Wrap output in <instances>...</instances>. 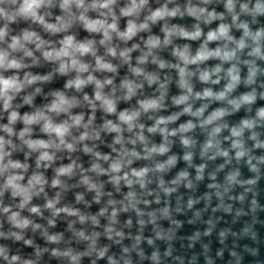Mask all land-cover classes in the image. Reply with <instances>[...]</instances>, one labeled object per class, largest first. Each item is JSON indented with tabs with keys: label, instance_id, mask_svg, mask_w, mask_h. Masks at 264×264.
I'll list each match as a JSON object with an SVG mask.
<instances>
[{
	"label": "water",
	"instance_id": "95a60500",
	"mask_svg": "<svg viewBox=\"0 0 264 264\" xmlns=\"http://www.w3.org/2000/svg\"><path fill=\"white\" fill-rule=\"evenodd\" d=\"M61 2L52 0L38 13L45 23L58 24L61 18L70 25L58 33L49 32L31 18L16 17L9 21L0 17V29L7 28L6 35L0 39V51L7 52L9 60L15 59L21 64L19 69L0 68V76L16 77L23 85L19 92L9 93L13 99L7 110L0 99V137L6 142L5 153H9L3 163L12 161L22 165L0 174V249L4 253L0 255V264H264V118L258 116L259 110L264 109V35L254 42L244 36V29L240 27L246 24L253 36L264 33V13L255 10L257 4L264 7V0H233L231 12L226 7L227 0H207V3L204 0H147L139 14L131 17L121 14L122 9L130 6V0H115L111 11L89 8L86 13L75 5L70 13L66 12L60 8ZM93 2L85 0L86 6ZM164 5L169 10L179 7L183 15L155 23L147 21L149 28L127 41L112 32V39L101 44L103 33L87 31L78 19L83 13L91 20L115 23L117 31L124 32L129 20L137 25L144 23ZM18 6L10 0L0 4L9 14ZM189 6L206 9L205 16L200 20L189 16L186 11ZM208 13H215L217 19L205 23ZM221 24L229 27L233 40L207 42V47L212 51L217 48L235 51V56L230 61L214 57L187 65L186 71L191 75L185 79L192 93L186 104H176V99L189 93L180 83L179 68L185 65L174 55V50L187 46L190 55L195 56L207 41V34ZM165 25L189 32L199 25L202 34L196 40L172 36L170 43L164 44ZM26 31L35 32L44 41L41 49L36 48L35 42L23 41ZM69 35L77 43L94 42L95 55L77 57L88 66L87 72L78 73L73 69L61 74L58 61L43 57L44 51L59 50L60 42ZM13 37L20 38L32 56H26L22 49H11ZM151 37L159 38V47H147ZM241 39L246 47L238 49ZM257 47L260 48L258 55L253 52ZM109 48L116 50L115 56L108 53ZM126 49L130 50L127 59L120 56ZM145 56V61L140 63ZM97 58L110 63L115 70L98 69ZM161 63L164 67H160ZM217 67L219 72L215 71ZM136 68L141 69V75L133 71ZM232 68L236 69L234 74L239 80L226 92L232 82L228 75ZM204 71L211 74L207 82L200 80ZM77 75L82 79L91 75L103 87L97 89L95 82L79 90L66 87ZM26 76L41 79L28 84ZM149 77L154 78L151 83ZM108 80L111 84L106 83ZM125 82L134 85L131 95L124 87ZM206 89L214 96L226 92L225 98H197L196 94L202 97ZM97 91L114 101L115 112L104 109L102 101L96 99ZM57 93L74 101V106L66 112H49ZM245 95H253L254 101L241 103L239 108L230 103L240 101ZM149 100H156L159 107L145 112L141 103ZM189 105L193 113L201 108L204 111L199 116L185 113L184 108ZM217 111L224 114L205 124ZM12 112L19 114L15 122L9 120ZM38 112L53 124L73 125L74 117L83 118L64 137L65 144L73 145L72 150L60 144L54 133L42 130L43 120L32 125L23 122L26 114ZM125 112L139 113L131 130L119 119ZM170 117L175 119L169 120ZM159 119L169 122L154 132L149 131ZM108 121L120 131H108ZM244 121L252 127H244ZM189 122L193 128L180 131ZM5 127L12 129L11 135L4 131ZM25 128L30 131L21 139L20 133ZM162 128L167 133H162ZM216 128L220 129L218 133L214 132ZM233 130L241 134L234 136ZM85 132L88 138L81 140ZM172 132L176 134L170 135ZM185 139L188 145L182 142ZM27 140H43L50 147L33 150L25 143ZM161 146L167 151H151ZM43 151H48L52 160L39 161ZM238 152L244 155L237 156ZM115 162L121 164L119 172L111 169ZM94 165L99 167L94 170ZM68 166L72 167L71 174L58 177V170ZM133 171H144V176H133ZM12 175L23 177L18 181L23 188L29 187L33 176L42 177L43 183L30 189L31 199L25 203L23 196L13 195V189L6 187ZM56 179L60 184L53 186ZM49 201H55L57 209L67 208L77 214L61 211L53 215V210L46 207ZM33 207L39 212H31ZM14 213L19 214V219L30 221L28 227H15L10 219ZM50 236H57V241H50ZM13 257L17 259L13 261Z\"/></svg>",
	"mask_w": 264,
	"mask_h": 264
},
{
	"label": "clouds",
	"instance_id": "9594fccd",
	"mask_svg": "<svg viewBox=\"0 0 264 264\" xmlns=\"http://www.w3.org/2000/svg\"><path fill=\"white\" fill-rule=\"evenodd\" d=\"M5 0H0V4H3ZM12 5H19L16 10L9 14L8 12L5 11L4 8L0 7V17H5L9 21H14L16 17H23V18H31L34 22H38L39 24L43 25L46 30H48L51 33H58L62 31H66L68 27L70 26L69 24L65 23L61 18H58V24H49L45 23L44 17L39 15V9L43 6H46L47 4H51L52 0H10ZM205 3H207V0H204ZM115 3V0H102V2H94L91 5L86 6L85 0H62L60 3V8L66 12H71V8L73 5L77 9H83V11L86 13L89 8L96 10V9H108L111 11V5ZM147 4V0H130V6L124 8L121 10V14L125 17H131L134 15H138L140 10ZM227 9L231 12L234 8L233 0H227L226 4ZM245 9L247 6H243ZM257 12L264 13V7H262L260 4L256 5ZM187 14L189 16L194 17L196 20H200L202 17L205 16L206 9L204 8H198L194 6H189L187 7ZM183 15L181 13L180 8L176 7L172 10H169L167 5H164L163 7L157 9L156 11L152 12L150 16L146 18V22L141 23L137 25L135 22L129 20L128 21V26L126 31L124 32H119L117 31V25L115 23L108 24L106 23L105 20L101 19H95L91 20L88 19L83 13L78 17L80 21L83 22L84 27L87 31L89 32H102L104 39L101 40V44H104L107 41H110L112 39L111 33L116 32V35L121 39V40H131L139 31L147 30L149 28V23L147 21H150L152 23H155L159 20H164L167 17H176L177 15ZM103 15V13H101ZM222 18V17H221ZM213 19H217V16L215 13H208L207 16L205 17V23L210 22ZM195 30L194 31H186L183 28H178L176 26H173L172 28H168L167 25H165L163 31L165 32V39H164V44L170 43V38L172 36H178L184 39L188 40H196L198 39L201 34L202 30L200 29L199 25H195ZM241 28L244 29V36L245 37H251V39L254 42L259 41L262 35L264 33L257 32L254 36L248 31V27L246 24H241ZM7 33V28L5 27L4 29H0V39H3L4 36ZM23 41L25 43H36V48L41 49L44 45V41L41 40L35 32H24ZM217 40H228L232 41L233 38L229 36V27L225 24H221L219 28L215 31H210L207 34V41L205 44H203L200 49L197 51L195 56H191L188 50V47L185 46L183 50L181 49H175L174 50V55L177 56L185 65V67L179 68V74L181 77L180 83L181 86L184 88H187V91L189 95H182L178 99L175 100L176 104H186L189 100V96L192 93L191 87L188 85L187 80L185 79L187 76H190L191 73H188L186 71V67L189 64H197L199 62L206 61L210 58H219L224 61H230L233 59L235 56V51H227L221 48H217L214 51L209 50L207 47V42L211 41H217ZM61 47L59 50H52V51H44L43 52V57L45 60L49 61H58L59 62V69L58 71L61 74H66L70 70H75L78 73L82 72H87L88 66L86 64H82L80 60L77 58L78 56H84L86 54L91 53L92 55H95V52L93 51V41H88L87 43H77L75 42V39L73 36H65L64 39L60 42ZM161 41L157 37H151L147 41V47L149 49L157 48L160 46ZM9 47L13 50L17 49H22L25 53L26 56H32V52L27 50L25 48L24 43L21 42L20 38L13 37L12 38V43L9 45ZM227 46H225L226 48ZM245 41L244 39H241L237 43V48L238 49H243L245 48ZM129 49H126L124 51L120 52V56L122 58L127 59ZM254 54H259L260 53V48L257 47L253 50ZM108 53L112 56L116 55V50L114 48H109ZM150 54V53H149ZM8 53L4 51H0V68L2 69H19L21 67V64L15 60V59H8ZM146 59V56L140 60V63H143ZM96 65L98 69L102 70H107V71H114L115 69L110 63H104L102 59L97 58L96 60ZM160 67H164V64L161 63ZM133 71L137 75H141L142 71L139 68L133 69ZM216 72L220 71V68L217 67L215 69ZM236 72L235 68H232L229 70L228 75L231 77V83L227 85L226 92L231 91L232 88L235 86L236 82L239 80L238 75H235L234 73ZM210 73L207 71H204L200 74V80L203 82H207L210 79ZM254 75V73H253ZM41 79L40 77L37 76H32L31 78H28L26 76V82L28 84H33L37 80ZM43 79H47V77H44ZM149 83L152 82L154 78L149 77ZM95 82L97 89H100L103 87V85L94 79L93 76L89 75L87 79H82L79 75L74 80L68 81L66 87L68 88H75L77 90L81 89L84 85L88 83ZM106 83L111 84V80L106 81ZM23 85L18 82V78L16 77H10V78H4L3 76H0V99L4 101V108L7 110L10 107L11 100L13 97L9 95L10 92H19ZM124 87L127 88L128 93L131 95L134 91V85L125 82ZM39 91V89H37ZM226 92H220L218 95H213V92L210 89H206L203 92V96L201 97L200 93H197V98H215L217 100H223L225 98ZM87 99V97H85ZM96 99L102 101L104 109L109 112H115V104L114 101L111 99L105 98L101 96V93L97 91L96 93ZM255 97L253 95H245L241 98L240 101H230L231 104H233L236 108H239L241 103H252L254 101ZM74 101L68 100L62 93H57L56 94V99L53 101L51 106L48 108L49 112H66L68 111L69 108L74 106ZM141 107L145 112L149 110H153L159 107V104L156 100H149L141 103ZM204 109L201 108L197 112L193 113L192 112V107L189 105L188 107L184 108L185 113H190L195 116H199L203 113ZM224 113L222 111H217L213 115H211L204 123L205 124H211L214 120L218 119L221 117ZM139 115V113H132L131 115L125 113H121L119 119L126 123L129 127V130L133 127V121L136 119V117ZM19 114L17 112H12L10 114L9 120L10 122H15L18 119ZM258 116L260 118H264V109L259 110ZM83 118L81 116H76L73 118V125L79 126L81 124V120ZM175 117H170L169 120H173ZM41 120L44 121L43 124V131L49 134H55L59 140L60 144L65 145V147L68 150L73 149L72 144H65L64 137L69 133L70 127L73 125H69L67 122L62 123V124H53L52 121L45 116L43 113H36L34 115H25L23 118V122L26 125H32L35 123H39ZM169 120L165 119H159L156 122V127L149 129V131H156L157 128L161 124H167ZM87 127V125H85ZM244 127L250 128L252 127V124L248 121H244ZM106 128L108 131L111 132H119L120 129L116 125L112 124L111 121H108L106 124ZM193 128L192 123H188L187 125L181 126L180 131L182 132H187L190 129ZM4 131L8 132L10 135L12 133V129L5 127ZM30 131V129L25 128L21 133H20V138L23 139V137ZM162 133H167L166 128L160 129ZM220 131L219 128L214 129L215 133H218ZM175 132L170 133V135H175ZM241 134L240 131L233 130V135L234 136H239ZM88 138L87 132L82 134L80 136L81 140H85ZM143 139V137H141ZM119 143V138L116 141ZM185 145L189 144V141L187 139L182 141ZM5 140L0 137V174H2L4 171H6L8 168L12 169H18L21 168L22 165L19 162H12L9 161L6 165L3 163L4 157L6 155H9V153H5L4 151V146H5ZM10 143V141L8 142ZM25 143L28 145L30 149L37 150V149H48L50 147L49 143H46L43 140H37V141H31L27 140ZM238 146V145H234ZM209 147L211 145L209 144ZM85 151H89V149L85 148ZM152 152H159V153H164L167 151V149L163 146L160 148H155L153 147ZM98 155V154H97ZM227 155V153H225ZM243 152H238L237 156H243ZM107 159V157H105ZM185 159H190V156H185ZM52 160V156L49 155L48 151H43L40 156H39V161H50ZM39 163V162H38ZM169 163H172L170 160ZM99 166L94 165L93 168L94 170L97 169ZM160 167H163L161 165ZM111 169L113 172H119L121 169V164L119 162H115L111 165ZM146 171V170H144ZM144 171H133L132 175L136 177H143L144 176ZM72 172V167H62L58 170L57 176H64V175H69ZM22 176H17V175H12L9 176L7 181H6V187H10L13 189V195H21L24 198V202L27 203L28 200L31 199L30 196V189L35 187L37 184H42L43 180L42 177L40 176H33L32 179L29 181V187L28 188H23L21 185L18 183V181L22 180ZM118 182L119 177L115 178ZM125 179L127 177L125 176ZM85 183H87V180H85ZM131 183V181H129ZM60 184V180L56 179L53 180V186H58ZM90 187H95V185H90ZM42 190V189H41ZM55 201H49L46 205L48 209L53 210V215H59L61 211L67 212L69 215H76V212L70 211L67 208L63 209H57L55 207ZM23 207V204L21 205ZM8 209H5V212H7ZM31 212L33 213H38L39 209L36 207H33L31 209ZM18 213H14L10 219L17 228H26L28 227L30 221L27 219L21 220L18 218ZM83 217H81V220L83 221ZM51 223V221H49ZM37 227H39L37 225ZM15 235V234H14ZM81 235H83L81 233ZM17 239H20L19 236L16 237ZM48 239L52 242L57 241L58 237L57 236H50ZM30 243V241L28 242ZM0 255H4L3 250L0 249ZM65 255H69V253H65ZM103 255V253H101ZM7 259V257H5ZM17 258L13 257V261H15ZM73 259H76L73 257Z\"/></svg>",
	"mask_w": 264,
	"mask_h": 264
}]
</instances>
